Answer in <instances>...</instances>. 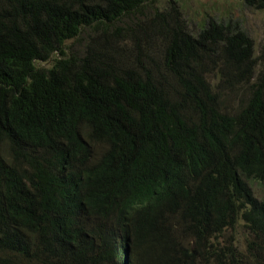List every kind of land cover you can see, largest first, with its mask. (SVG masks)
Returning a JSON list of instances; mask_svg holds the SVG:
<instances>
[{
  "label": "trees",
  "instance_id": "trees-1",
  "mask_svg": "<svg viewBox=\"0 0 264 264\" xmlns=\"http://www.w3.org/2000/svg\"><path fill=\"white\" fill-rule=\"evenodd\" d=\"M151 1L0 0V264H264V47Z\"/></svg>",
  "mask_w": 264,
  "mask_h": 264
},
{
  "label": "rangeland",
  "instance_id": "rangeland-1",
  "mask_svg": "<svg viewBox=\"0 0 264 264\" xmlns=\"http://www.w3.org/2000/svg\"><path fill=\"white\" fill-rule=\"evenodd\" d=\"M148 11L152 14L154 11L171 10L172 15H178L188 30L196 33L200 24L205 23L211 17L219 21L238 22L240 28L254 41V49L257 57H261L264 47V9H256L247 6L244 0H152L148 5ZM68 53L82 54L86 48L85 39H75L67 43ZM59 56L58 53L55 54ZM54 58L48 62L42 63L44 67H50ZM262 67V62L259 64ZM256 71H261L256 67ZM255 73V71L253 72ZM214 81H216L214 79ZM216 86V85H215ZM223 93V90L220 91ZM232 100L240 99L239 95L233 94ZM236 99V100H237ZM236 102V101H235ZM235 102L230 103L231 105ZM264 189L258 190L257 194L262 195ZM242 224L236 226L234 236L238 239L244 238V229ZM231 237V231L226 233L225 238Z\"/></svg>",
  "mask_w": 264,
  "mask_h": 264
}]
</instances>
